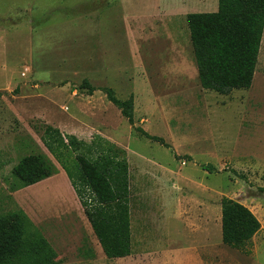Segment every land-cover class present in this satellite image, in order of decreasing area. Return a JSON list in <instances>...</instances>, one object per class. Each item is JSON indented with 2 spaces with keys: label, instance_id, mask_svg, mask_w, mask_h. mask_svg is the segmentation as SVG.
Here are the masks:
<instances>
[{
  "label": "rangeland",
  "instance_id": "1",
  "mask_svg": "<svg viewBox=\"0 0 264 264\" xmlns=\"http://www.w3.org/2000/svg\"><path fill=\"white\" fill-rule=\"evenodd\" d=\"M217 10L218 0H0V216L24 211L53 264H264V38L250 89H202L186 16ZM84 80L133 94L137 125L172 148L136 134L103 92L79 89ZM46 126L127 152L129 257L105 256L43 144ZM38 152L58 173L19 189L13 167ZM223 198L261 224L244 251L222 242Z\"/></svg>",
  "mask_w": 264,
  "mask_h": 264
},
{
  "label": "trees",
  "instance_id": "2",
  "mask_svg": "<svg viewBox=\"0 0 264 264\" xmlns=\"http://www.w3.org/2000/svg\"><path fill=\"white\" fill-rule=\"evenodd\" d=\"M186 21L201 88L222 96L250 89L264 34V0H218L216 12L190 13ZM79 89L89 96L98 90L103 92L136 134L172 148L164 138L150 135L137 125L133 94L122 100L112 89L96 88L87 80ZM42 141L65 171L105 256L129 257L132 228L127 152L101 135L85 142L75 135H63L52 126L45 127ZM176 158L192 160L189 155L176 154ZM204 168L210 173L218 172L210 164ZM57 173L43 152L21 158L12 169L20 181L19 189ZM260 228L251 209L237 200L222 199L221 232L225 246L244 251ZM56 258V251L24 211L0 216V264H53Z\"/></svg>",
  "mask_w": 264,
  "mask_h": 264
},
{
  "label": "crops",
  "instance_id": "3",
  "mask_svg": "<svg viewBox=\"0 0 264 264\" xmlns=\"http://www.w3.org/2000/svg\"><path fill=\"white\" fill-rule=\"evenodd\" d=\"M19 1H21V0H19ZM23 1V0H22ZM21 11H23V9L21 8L20 9ZM263 38H264V34H263ZM262 44H263V39H262ZM261 47H262V45H261ZM260 53H261V49H260ZM259 57H260V54H259ZM258 63H259V61H258ZM258 66V65H257ZM257 69V68H256ZM255 76H256V72H255ZM255 76H254V78H255ZM254 82V81H253ZM135 113V112H134ZM102 136V135H101ZM103 138H105V139H107V140H109L110 142H112L111 140H113L111 137H109V136H107V138L106 137H104V136H102ZM113 143V142H112ZM115 144V143H114ZM243 204V203H242ZM246 206V205H245ZM249 208V207H248ZM250 209V208H249ZM252 211V210H251ZM258 234V233H257ZM256 234V235H257ZM255 235V236H256ZM255 236H254V238H255ZM253 238V239H254Z\"/></svg>",
  "mask_w": 264,
  "mask_h": 264
}]
</instances>
